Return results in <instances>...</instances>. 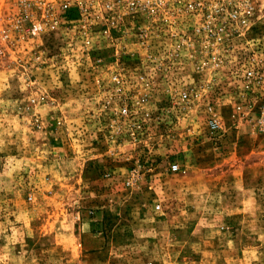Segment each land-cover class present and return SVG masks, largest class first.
Returning <instances> with one entry per match:
<instances>
[{
    "label": "rangeland",
    "instance_id": "obj_1",
    "mask_svg": "<svg viewBox=\"0 0 264 264\" xmlns=\"http://www.w3.org/2000/svg\"><path fill=\"white\" fill-rule=\"evenodd\" d=\"M91 71L0 56V264H264V85L220 69L206 115L195 106L176 136L154 134L151 174L126 188L130 147H100ZM42 94L37 121L25 106Z\"/></svg>",
    "mask_w": 264,
    "mask_h": 264
},
{
    "label": "built area",
    "instance_id": "obj_2",
    "mask_svg": "<svg viewBox=\"0 0 264 264\" xmlns=\"http://www.w3.org/2000/svg\"><path fill=\"white\" fill-rule=\"evenodd\" d=\"M0 56L39 70L92 69L100 147L109 157L130 147L134 166L121 179L133 188L151 174V137L176 136L172 128L195 106L206 115L201 105L220 69L239 65L246 84L264 85V0H0ZM44 99L30 96L25 106L37 121ZM201 124L220 128L215 115ZM173 154L169 172L179 170Z\"/></svg>",
    "mask_w": 264,
    "mask_h": 264
}]
</instances>
